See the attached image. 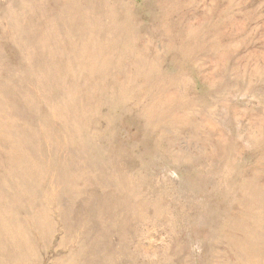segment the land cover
<instances>
[{
  "label": "rangeland",
  "instance_id": "obj_1",
  "mask_svg": "<svg viewBox=\"0 0 264 264\" xmlns=\"http://www.w3.org/2000/svg\"><path fill=\"white\" fill-rule=\"evenodd\" d=\"M262 235L264 0H0V264H264Z\"/></svg>",
  "mask_w": 264,
  "mask_h": 264
},
{
  "label": "bare ground",
  "instance_id": "obj_2",
  "mask_svg": "<svg viewBox=\"0 0 264 264\" xmlns=\"http://www.w3.org/2000/svg\"><path fill=\"white\" fill-rule=\"evenodd\" d=\"M38 10H39V9H38ZM55 19H57V18H55ZM59 23H60V22H59ZM57 25H58V24H57ZM60 26H62V25H60ZM61 33H62V32H61ZM65 38H66V37H65ZM52 43H53V42H52ZM52 56H53V55H52ZM4 228L6 229V226H5ZM6 232H7V230H6ZM6 232H5V233H6ZM13 233H14V232H13ZM1 234H2V233H1ZM14 234H15V233H14ZM14 234H13V236H14ZM15 236H16V234H15ZM1 237H2V236H1ZM9 237H11V236H9ZM260 237H261V236H259V238H260ZM262 237H264V236L262 235ZM262 237H261V239H263ZM5 238H6V237H5ZM14 238H15V237H14ZM14 238H13V239H14ZM1 239H2V238H0V241H1ZM15 239H16V238H15ZM15 239H14V240H15ZM256 239H257V238H256ZM4 240H5V239H4ZM6 240H7V239H6ZM8 240H9V239H8ZM16 240L18 241L19 238L16 239ZM16 240H15V241H16ZM20 240H21V239H20ZM211 240H212V239H211ZM259 240H260V239H259ZM259 240H258V241H259ZM17 241H16V242H17ZM23 241H24V240H23ZM11 242H12V241H11ZM25 242H27V241H25ZM255 242H256V240H255ZM5 243H6V241L4 242V244H5ZM23 243H24V242H22V244H23ZM6 244H7V243H6ZM8 244H9V243H8ZM11 244H12V243H11ZM11 244H9V245H11ZM13 244H14V243H13ZM17 245H19V247H20V244H17ZM24 245H25V243H24L22 246H24ZM3 246H4V245H3ZM7 246H8V245H7ZM12 246H13V245H12ZM14 246H15V244H14ZM14 246H13V247H14ZM257 246H259V245H257ZM257 246H256V247H257ZM263 246H264V245H263ZM1 247H2V246H1ZM260 247H261V246H260ZM2 248H3V247H2ZM5 248H7V249L9 250L8 247L5 246ZM5 248H4V249H5ZM17 248H18V247H17ZM20 248H21V247H20ZM248 248H249V247H248ZM253 248H254V247H253ZM15 249H16V247H15ZM21 249H22V248H21ZM24 249H25V248L23 247L22 250H24ZM10 250H11V248H10ZM16 250H18V249H16ZM25 250H26V249H25ZM25 250H24V251H25ZM249 250H250V249H249ZM2 251H3V250H2ZM2 251H1V252H2ZM5 251H6V250H4V252H5ZM99 251H100V250H99ZM16 252H19V251H16ZM249 252H250V251H249ZM261 252H262V251L260 250V254H261ZM6 253H7V252H6ZM6 253H5V255H6ZM11 253H12V252H11ZM263 253H264V252H263ZM263 253H262V254H263ZM2 254H3V253H2ZM18 254L21 255L20 253H18ZM22 254H24V252H23ZM253 254H254V252H253ZM0 255H1V254H0ZM255 255H256V254H255ZM2 256H4V255H2ZM262 256H263V255H262ZM262 256H261V257H262ZM22 257L24 258L23 255H22ZM258 257H259V258H258ZM258 257H257V259L259 260V259H260V256L258 255ZM263 257H264V256H263ZM263 257H262V259H263ZM5 258H6V257H5ZM5 258H4V259H5ZM12 258H13V257H12ZM19 258H20V257H19ZM257 259H256V260H257ZM1 260H3V258H1ZM15 260H16V259H15ZM17 260H18V258H17ZM17 260H16V261H17ZM21 260H22V259H21ZM3 261H4V260H3ZM3 261H2V262H3ZM19 261H20V260H19ZM19 261H18V262H19ZM0 262H1V261H0ZM5 262L7 263L8 261H5ZM20 262H21V261H20ZM20 262H19V264H20ZM6 263H4V264H6ZM8 263H9V262H8ZM8 263H7V264H8ZM15 263H17V262H15ZM15 263H14V264H15ZM1 264H3V263H1ZM9 264H10V263H9Z\"/></svg>",
  "mask_w": 264,
  "mask_h": 264
}]
</instances>
